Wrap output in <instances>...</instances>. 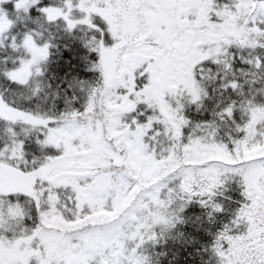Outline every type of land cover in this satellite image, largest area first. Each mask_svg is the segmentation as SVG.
<instances>
[{"label":"snow or ice","instance_id":"6c2138e0","mask_svg":"<svg viewBox=\"0 0 264 264\" xmlns=\"http://www.w3.org/2000/svg\"><path fill=\"white\" fill-rule=\"evenodd\" d=\"M0 264H264V0H0Z\"/></svg>","mask_w":264,"mask_h":264},{"label":"trees","instance_id":"16d2710c","mask_svg":"<svg viewBox=\"0 0 264 264\" xmlns=\"http://www.w3.org/2000/svg\"><path fill=\"white\" fill-rule=\"evenodd\" d=\"M236 195H238V194H236Z\"/></svg>","mask_w":264,"mask_h":264}]
</instances>
